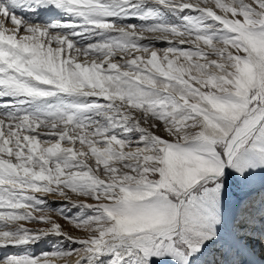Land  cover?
Here are the masks:
<instances>
[{"label": "snow or ice", "instance_id": "snow-or-ice-1", "mask_svg": "<svg viewBox=\"0 0 264 264\" xmlns=\"http://www.w3.org/2000/svg\"><path fill=\"white\" fill-rule=\"evenodd\" d=\"M257 245L264 0H0V264Z\"/></svg>", "mask_w": 264, "mask_h": 264}, {"label": "rangeland", "instance_id": "rangeland-1", "mask_svg": "<svg viewBox=\"0 0 264 264\" xmlns=\"http://www.w3.org/2000/svg\"><path fill=\"white\" fill-rule=\"evenodd\" d=\"M50 199H53L50 197ZM67 227V226H66ZM47 243L48 242H44V243H41L39 245H37L35 247V251H39L40 249L42 248H46L47 247ZM262 256V257H261ZM253 258H256V260H258L259 258H262L264 260V248H261L259 247L258 245L256 246V251H255V254L252 255ZM264 262L262 261V263H258V264H263Z\"/></svg>", "mask_w": 264, "mask_h": 264}, {"label": "bare ground", "instance_id": "bare-ground-1", "mask_svg": "<svg viewBox=\"0 0 264 264\" xmlns=\"http://www.w3.org/2000/svg\"><path fill=\"white\" fill-rule=\"evenodd\" d=\"M69 230H71V229L69 228ZM2 253H3V250H0V255H2ZM249 261L252 262V264L262 263V261L264 262V260L262 258H259L258 260H256V258H253L252 256L246 258V264H248Z\"/></svg>", "mask_w": 264, "mask_h": 264}]
</instances>
